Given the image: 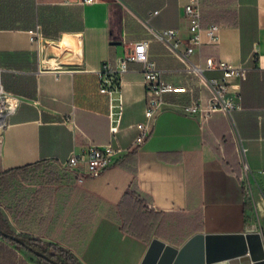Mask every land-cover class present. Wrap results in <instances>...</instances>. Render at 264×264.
<instances>
[{"label":"crops","instance_id":"1","mask_svg":"<svg viewBox=\"0 0 264 264\" xmlns=\"http://www.w3.org/2000/svg\"><path fill=\"white\" fill-rule=\"evenodd\" d=\"M189 1L0 0V83L21 98L0 140V220L11 232L57 244L77 264H141L151 238L179 247L196 232H260L264 244V195L254 177L249 190L239 178L244 161L264 169V0H196L202 24L220 29L216 41L203 34L187 53ZM167 27L179 32L161 35ZM137 41L187 91L165 93L139 148L78 181L86 163L67 165L70 156L107 143L128 147L144 119L139 62L116 74L111 96L100 92L101 66H116ZM208 57L244 64L247 75L230 79L238 107L203 119L183 108L211 95L190 69ZM120 109L112 134L109 114L116 120ZM71 113L74 124L64 122ZM132 191L160 215L148 241L129 229ZM0 264L54 263L28 258L0 235Z\"/></svg>","mask_w":264,"mask_h":264},{"label":"built area","instance_id":"2","mask_svg":"<svg viewBox=\"0 0 264 264\" xmlns=\"http://www.w3.org/2000/svg\"><path fill=\"white\" fill-rule=\"evenodd\" d=\"M185 13L190 17V33L187 37L186 52L191 53L197 48H200L203 40L202 36L205 34L209 41H216L220 25L215 21H210L208 24L203 25L201 22V12L196 0H190L184 5ZM32 33V40L35 39L33 34H36L38 40L39 27L30 29ZM179 32L178 27H167L160 31L161 35L172 37ZM176 45V43H175ZM134 61L140 63V69L143 76V83L146 88V103L144 108V119L136 124L138 132L128 147H122L107 143L102 146H89L84 149L80 154H73L68 158L67 165H73L78 160H83L86 163V169L78 173L77 180L81 181L85 177L97 176L110 166L114 160L133 150L139 148L152 133L153 123L160 110L162 109L167 92H184L187 88L182 85H175L171 81L165 79L162 75L161 69L157 66L154 59L148 53V43L146 41H137L133 48L126 53L116 64L112 66L110 63L105 62L100 70L102 77V84L100 92L106 93L111 96L114 87L117 85L115 79L116 74L123 73L128 69V63ZM190 69L201 76L211 89L205 105L196 103L185 105L183 112L188 115L200 116L203 119L215 111H223L230 113L233 109L238 107L236 98L230 94V79L237 77L245 79L247 75V67L244 64L233 65L223 60H216L214 57L206 58L205 65L201 63H194ZM205 70H219L220 76L206 77ZM21 103L20 96L13 94L6 90L0 83V140L5 130L10 125L11 116L18 110ZM122 111L120 109L119 116L116 120L112 118L110 112V131L115 134L119 130V120ZM64 122L74 124L73 113L64 117ZM243 172L239 176L242 186L245 190L251 188L248 175H251L258 181L259 190L264 195V180L260 179L264 176V169L252 170L249 168L246 161L243 162Z\"/></svg>","mask_w":264,"mask_h":264},{"label":"water","instance_id":"3","mask_svg":"<svg viewBox=\"0 0 264 264\" xmlns=\"http://www.w3.org/2000/svg\"><path fill=\"white\" fill-rule=\"evenodd\" d=\"M0 233L24 246L23 236L1 228ZM37 255L54 264H63L41 250ZM141 264H264L260 232H196L179 247L160 238H151Z\"/></svg>","mask_w":264,"mask_h":264},{"label":"trees","instance_id":"4","mask_svg":"<svg viewBox=\"0 0 264 264\" xmlns=\"http://www.w3.org/2000/svg\"><path fill=\"white\" fill-rule=\"evenodd\" d=\"M115 81L117 83V79H115ZM129 195H130L129 198L126 200V202L129 204V205H127V207L131 211V216L128 220L129 229L135 235L140 236V237H142L148 241L151 237L153 230H154V226H155L156 222L160 218V215L158 212H156L153 214V216H151L152 211L147 210V208L144 209V207H145L144 199L142 197H140L139 194L135 193V191H132ZM0 226L2 227L1 220H0ZM0 235L4 239H6L7 241L14 243L15 245H17L19 247H25L27 249H30L31 251H34V249H37V250H41V251L45 252L46 246L52 247L54 250L52 255L57 260H59L63 264H69L71 262L73 264H77V260L75 259L73 254H71V252L69 250H67V249H65V248H63L57 244H54L51 242H49V243L41 242V240H39L35 237H32L28 234H20L21 236L24 237L26 243L28 244V246H24V245H22L16 241L8 238V237L3 236L1 233H0ZM38 257L40 260H43L45 262H49L44 257H42L40 255H38Z\"/></svg>","mask_w":264,"mask_h":264},{"label":"rangeland","instance_id":"5","mask_svg":"<svg viewBox=\"0 0 264 264\" xmlns=\"http://www.w3.org/2000/svg\"><path fill=\"white\" fill-rule=\"evenodd\" d=\"M1 200H3V202H4V199H3V197L0 195V209H1ZM1 223H2V229L4 230L5 229V231L7 230L8 232H11L5 225H4V223L1 221ZM19 249L23 252V254L24 255H26L28 258H30V259H33V260H38L39 259V257H38V255L34 252V251H31V250H29V249H27V248H23V247H19ZM45 253L48 255V256H51V257H53L54 259H56L52 254H53V252H54V250H53V248L52 247H45ZM57 260V259H56ZM71 264H73L72 262H71Z\"/></svg>","mask_w":264,"mask_h":264}]
</instances>
